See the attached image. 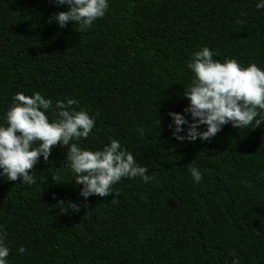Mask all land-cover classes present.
Wrapping results in <instances>:
<instances>
[{"label": "trees", "instance_id": "trees-1", "mask_svg": "<svg viewBox=\"0 0 264 264\" xmlns=\"http://www.w3.org/2000/svg\"><path fill=\"white\" fill-rule=\"evenodd\" d=\"M108 2L79 32L49 22L67 10L54 0H0V123L17 92L74 98L95 126L71 142L98 150L118 139L155 180L122 178L118 202L84 200L58 143L29 170L35 183L0 178L9 264H231L233 251L241 264H264V117L181 143L168 116L188 104L186 62L201 46L264 69V9L257 0Z\"/></svg>", "mask_w": 264, "mask_h": 264}, {"label": "clouds", "instance_id": "clouds-1", "mask_svg": "<svg viewBox=\"0 0 264 264\" xmlns=\"http://www.w3.org/2000/svg\"><path fill=\"white\" fill-rule=\"evenodd\" d=\"M58 6L67 10L52 15L49 22H55L61 29L69 22L81 32L92 26L93 22L104 17L109 8L108 0H54ZM257 10L264 9V0H257ZM192 73L191 83L183 97L188 104L182 113L168 112L171 119V134L178 142L211 141L224 125L234 128L247 127L255 119L256 126L264 117V69L256 63L243 66L234 58L223 61L214 59V52L207 46H201L191 53L186 62ZM74 98L53 101L39 91L31 95L17 92L13 95L9 107L0 123V178L9 181L20 180L21 184L31 185L35 178L29 170L40 158L48 161L51 149L58 143L66 147L68 167L75 175V184L81 185L79 195L87 200L90 196L119 195L113 191V185L122 178L139 177L142 182L155 180L154 174H148L146 165L138 163L131 152L124 148L118 139L108 138L109 143L102 149L82 148L74 139L87 138L95 126V116L86 110H76ZM52 112L54 119L47 113ZM190 115L191 122L188 117ZM159 122V121H158ZM182 125H186L185 131ZM204 130H200V126ZM185 133L181 135V133ZM71 142V143H70ZM189 172L195 183H200L202 174L196 167ZM56 179V177H53ZM63 203V202H62ZM69 209L79 210L76 203L68 202ZM6 232L0 225V264H9L10 248L4 237ZM17 252L24 254L23 245ZM231 264H241L233 251Z\"/></svg>", "mask_w": 264, "mask_h": 264}]
</instances>
